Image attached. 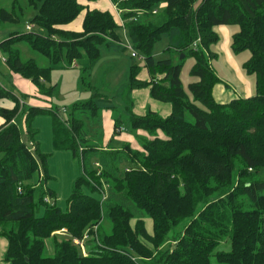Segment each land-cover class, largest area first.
Returning a JSON list of instances; mask_svg holds the SVG:
<instances>
[{
	"label": "trees",
	"instance_id": "1",
	"mask_svg": "<svg viewBox=\"0 0 264 264\" xmlns=\"http://www.w3.org/2000/svg\"><path fill=\"white\" fill-rule=\"evenodd\" d=\"M82 1L96 0H27L19 12L17 1L12 9L0 7V28L20 23L26 8L37 10L31 18L35 29L12 32L0 42V52L14 74L37 87L38 95L51 97L55 86L44 81L64 53L72 64L84 50L94 66L105 52L126 51L114 14L90 9ZM112 1L128 10L124 14L128 37L134 49L144 54L151 77L139 78L140 64L129 65L123 76V101L129 103L125 105L127 131L138 144L123 141L121 149H99L83 143L87 141L81 136L83 119L75 112H90V117L98 119L104 110L117 107L99 92L72 108L69 125L57 118L58 109L52 106H30L25 123L31 140H35L32 119L52 113L55 145L75 149L76 142L87 148L81 151L84 175L69 198L67 211L45 201L43 194L55 197L50 189L43 188L36 202L39 185L33 179L41 167L47 178V158L37 144L32 150L15 122L21 112L19 98L0 87V97L9 96L18 104L12 110L0 108V237L8 241L0 264H139V259L148 264H264V180L254 175L264 169V0H202L197 7V0ZM138 9L141 17L131 19ZM84 10L82 31L63 28ZM221 25L239 26L231 47L237 54L251 52L244 69L256 79L255 95L227 103L218 102L213 94L220 80L211 65L217 56L212 46L220 40L216 28ZM164 38L169 40V56L157 61L153 48ZM197 39L200 43L193 47ZM20 42L48 65L25 59L17 47ZM181 55L196 59L191 74L198 81L189 84L193 100L183 86L182 63L174 60ZM89 68L83 70L84 85ZM142 88H150L153 98L171 103L172 113L168 117L151 110L145 115L134 113L130 95ZM121 119L114 118L110 143L124 133ZM138 132L149 136H137ZM92 157L98 158L96 165L102 161L103 170L92 168ZM122 160L130 163L123 171L118 165ZM104 183L110 189L106 201L82 189L86 185L100 191ZM121 195L153 220V234L143 218L133 225L135 213L112 200ZM43 204L44 215L37 216ZM105 218L112 223L109 233L102 231ZM93 226L98 229L91 232L85 256L73 238L82 237ZM63 229L65 234H58ZM50 237L55 239L54 255L47 257L45 241ZM168 242L172 247L166 249Z\"/></svg>",
	"mask_w": 264,
	"mask_h": 264
},
{
	"label": "rangeland",
	"instance_id": "2",
	"mask_svg": "<svg viewBox=\"0 0 264 264\" xmlns=\"http://www.w3.org/2000/svg\"><path fill=\"white\" fill-rule=\"evenodd\" d=\"M16 2V10L19 12V7H25L27 4V0H0V7L12 9L13 3ZM202 0H197L195 7H197ZM159 9H162L160 6ZM37 12L34 8H26L23 15L21 16V22L18 24H4L0 28V42L4 39H7L10 34L14 31L19 32H29L31 30L27 29V25H31V18ZM83 18V13H81L77 19L73 22L74 27H78L76 24L79 20ZM231 28L232 36L239 30L238 25H226ZM35 29V26H34ZM33 29V30H34ZM122 45L126 47V51L124 52H105L102 57L95 63L94 66H91L90 60L83 50V56L80 59H76L77 67H73L69 61L65 57V53L63 55L62 60L58 62V64L54 65V69L51 71L50 76L44 82H47L49 86H55V90L51 94V105L58 109V114L56 115L58 119L63 121L65 124L69 125V120L71 119L72 108L81 102H85L90 100L93 95L97 92L105 95L108 99H110L113 104L117 107L115 109L107 110L102 113L101 117L98 119L94 117H90V112L87 114H77L78 118L83 119V129L82 135L83 138L87 139L85 145H92L102 147V142L105 137V134H113L114 130V118L121 117V124L123 126V132L129 134L127 129L129 128V113L125 109V105H129L126 101H123L125 90H122L123 78L127 68L131 64H140L142 66L141 76L146 77L148 69L145 63V56L138 50H135L138 54L137 57H132V50L130 46H133L130 38L128 37V33L125 32L122 28L119 30ZM220 39L222 41V37L220 35ZM232 43V38H231ZM17 47L22 51L23 57L25 59L34 58L42 65H48V61L42 57L41 55L35 53L31 50L29 45L25 42H20L17 44ZM169 47V40L164 38L155 43L153 48V56L155 60L165 59L169 56L166 53V49ZM219 46L214 44L212 46L213 52L219 54L218 51ZM232 49V47H231ZM233 51V50H232ZM236 59L239 60L244 68V63L248 61L251 57V52L249 50L242 51L240 53H234ZM175 63H182L181 70V79L183 82V86L190 99L193 100V96L189 91V84L195 81H198V78L191 74V71L194 67L196 59L194 56L188 55L187 57L175 56ZM224 60V54L221 52L220 60L216 57L211 59V65L217 74V65L220 67V73L225 80L224 83L218 82L215 84L213 91L214 97L220 99L219 90L222 91V94L225 93L224 101L230 102L232 98L237 97L236 88L241 89L239 83L236 82L232 73L229 72L228 68L222 65ZM87 67H90L88 83L86 85L82 82L83 70ZM149 72V71H148ZM245 72L249 74L246 70ZM14 74L10 68L8 67L6 60L3 54L0 52V87L3 89L10 90L15 96L19 98V105H21V112L15 119V122L18 124L21 133L23 135V139L34 147L36 144L39 147V153L47 158V167H48V176L44 178V170L41 167V170L35 174L33 181L39 185L35 192V200L38 202L40 197L42 196V189H50L55 197H51L49 194H43L44 198L50 199V204L56 203L59 208L63 211H67L69 198L73 193V190L80 179L84 175V162L81 151L87 149L86 146L79 145L75 142V149L73 147L67 148H58L54 142V115L52 113L38 114L36 115L30 124V129L35 133V140H31L28 137L25 123V115L26 111L31 105L29 104L30 92L31 90V81L21 77L19 75L11 76ZM159 78L163 77V75H158ZM218 76V75H217ZM254 76V75H253ZM151 79V78H150ZM30 81V82H29ZM230 81V82H229ZM229 84V86L226 85ZM256 90V89H255ZM122 94V95H121ZM255 95V94H254ZM123 96V97H122ZM42 100L46 102L49 101V97L47 95L42 96ZM121 97V98H120ZM125 99V98H124ZM226 102V103H227ZM202 106L200 103H198ZM18 106L17 102L7 96L0 97V108H6L9 110L15 109ZM149 107V106H148ZM66 109L67 112L63 110ZM149 111V110H148ZM189 120H193L191 116H188ZM137 136H149L145 132H138ZM125 137V136H122ZM119 137L115 139L113 143H109L107 147H114L116 149H121L123 146L122 140H117ZM129 137H127L128 139ZM136 140L135 146H137L138 141ZM33 142V143H32ZM34 146H33V145ZM89 147V146H88ZM97 157H92L89 162L92 165V168L96 170H103L102 161H98L100 165H96ZM88 162V163H89ZM118 165L120 170L123 171L126 165H130L127 161H119ZM254 175L264 180V169H261L259 172H255ZM44 178V179H43ZM104 179V177H102ZM83 191L93 196L99 200H103L104 196H108L110 194V189L107 183H104L102 190H93L86 185L82 186ZM105 193V194H104ZM112 200L119 201L123 203L125 206L129 207L134 213L135 218L132 220V224L136 222L138 218H143L146 223L149 225L151 222V218L147 217L143 214L141 210H139L135 204L128 200L124 195H121L118 198H113ZM106 201V200H105ZM45 205H41L38 210L37 216L44 215ZM150 232L153 231V227L149 226ZM182 228V227H181ZM179 228V229H181ZM112 229V223L110 219L105 218L102 222V231L105 233H109ZM66 230V229H65ZM62 233L65 234L63 230ZM54 237L48 238L45 242L44 255L47 257H51L54 255ZM1 242H6L4 239H0ZM224 244V243H223ZM89 243L87 244V246ZM165 246H168L166 249L172 247V243H167ZM8 244L5 247V250H2L0 247V253L3 252V257L5 256ZM224 248H228L225 246ZM2 257V258H3ZM139 264H148L146 260L139 259ZM1 263L10 264L7 261H2ZM216 264V263H215Z\"/></svg>",
	"mask_w": 264,
	"mask_h": 264
},
{
	"label": "crops",
	"instance_id": "3",
	"mask_svg": "<svg viewBox=\"0 0 264 264\" xmlns=\"http://www.w3.org/2000/svg\"><path fill=\"white\" fill-rule=\"evenodd\" d=\"M82 2L85 5L89 6L90 9L98 8L101 10H109L114 14L117 21L118 22L120 21L117 8L115 7L112 0H96L94 2H86V1H82ZM82 13H83V18L81 20H79L76 24L78 27L73 26V23L75 22L74 21V22H71V23L65 25L63 28L66 30H72V31H82L83 30V20L85 17L86 10H84ZM119 24H120V22H119ZM120 26H121V24H120ZM121 28H122V26H121ZM122 29L124 30V28H122ZM230 29L231 28L227 27L226 25H221V26H218L216 28V31L219 34V36L221 35V37H222V41L220 39L219 42L217 43V46H219V48H218L219 54H217V58L220 60L221 52L224 54V60L222 62V65L228 68L229 72L233 74L234 79L236 80L237 83H239V86L241 87V89L236 88V91L234 90L237 97H234L232 99L239 98V97H243V98L251 97L254 94H256V90H255L256 89V79H255V76H253L252 74H247L245 72V69L241 65L242 63L239 60H237L235 55L233 54V51L231 49L232 31ZM219 70H220V67L217 65V75H218L219 80H220L219 82L224 83L225 80L223 79V76L221 75ZM146 72H147V75H145L146 77H142L141 73H140L139 78L142 80H150V78H151L150 74L148 71H146ZM15 75L17 76V74H15ZM11 76H14V74H11ZM30 83H32V82H30ZM226 85L229 86L228 83H226ZM30 92L32 94L30 95L28 105L41 106V107L52 106L51 105V103H52L51 97H49V101H50L49 103L46 102L45 100H42L43 95H38L37 87L33 83L31 84ZM213 94H214V91H213ZM219 95H220V97H219L220 99H217V101L220 103H226L227 101L223 100V98H225V93L222 94V91L219 90ZM130 96H131V99L133 101V105H132L133 112L138 114V115H145L148 112V110L156 112L159 115H161L162 117H168L172 113L171 103L162 102L160 100L153 98L151 96V93H150V88L134 89L131 92ZM63 111L67 112L66 109H64ZM105 111H107V110H104L103 112H105ZM122 136H125V137H122ZM111 137H112L111 134H105V137H104L102 145H101L102 147H98V146H96V147L99 149H107V145L110 143ZM127 137H129V138L127 139ZM117 140L128 141V142H132L133 144L137 143L135 138L131 134H127V133H123ZM145 224H146L147 231L150 234H153V231L150 232V230H149L150 229L149 226L153 227V220H151L149 225L146 223V221H145ZM0 239L6 240V242H1V244H0L1 249L5 250V247L8 244V241L4 237H0ZM3 252L4 251H1V253H0V260L3 259L2 258ZM1 264H4V263H1Z\"/></svg>",
	"mask_w": 264,
	"mask_h": 264
},
{
	"label": "built area",
	"instance_id": "4",
	"mask_svg": "<svg viewBox=\"0 0 264 264\" xmlns=\"http://www.w3.org/2000/svg\"><path fill=\"white\" fill-rule=\"evenodd\" d=\"M124 1V0H123ZM114 3V2H113ZM115 7L117 8V11H118V14H119V18H120V24L122 26V28H124V32H125V36H126V20L124 18V14L126 12H128V10L126 9H123V8H120L116 3H114ZM137 11V15L136 16H133L131 19H134V20H137V18L141 17L142 15V11L141 10H136ZM154 13H157V10L154 11ZM27 29L28 30H33L34 29V24H29L27 25ZM200 43V39H197L194 43H193V47H198V44ZM130 49L132 50V56L133 57H137L138 54L136 53V51L134 50V47L133 46H130ZM73 67H77V62L76 61H73V63L71 64ZM123 130V129H122ZM33 145V144H32ZM34 146V145H33ZM32 150L34 149V147H31ZM105 194V193H104ZM107 199V196L105 195L104 196V199L103 200H106ZM45 201L46 202H49L50 203V199L49 198H45ZM98 229V226H93V227H90L88 229L85 230V232L83 233V236L82 237H74L73 238V242L78 245L80 248H81V251L83 253V255L87 256L88 252H87V249H88V246H87V243L88 241L91 239V232L92 231H97ZM63 232L65 233L66 230L63 229ZM59 233H62V231H59Z\"/></svg>",
	"mask_w": 264,
	"mask_h": 264
},
{
	"label": "water",
	"instance_id": "5",
	"mask_svg": "<svg viewBox=\"0 0 264 264\" xmlns=\"http://www.w3.org/2000/svg\"><path fill=\"white\" fill-rule=\"evenodd\" d=\"M182 57H184V55H182Z\"/></svg>",
	"mask_w": 264,
	"mask_h": 264
}]
</instances>
